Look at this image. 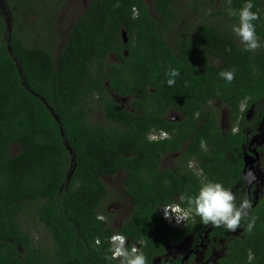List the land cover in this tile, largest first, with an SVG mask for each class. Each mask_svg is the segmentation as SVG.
Returning a JSON list of instances; mask_svg holds the SVG:
<instances>
[{
  "label": "trees",
  "instance_id": "1",
  "mask_svg": "<svg viewBox=\"0 0 264 264\" xmlns=\"http://www.w3.org/2000/svg\"><path fill=\"white\" fill-rule=\"evenodd\" d=\"M0 1V264H108L103 254L116 232L155 264L166 247L200 233L204 225L196 216L181 228L167 227L160 206L176 204L174 194L196 193L207 180L228 189L241 182L246 136L222 137L212 123L213 104L229 108L232 121L243 126L249 125L239 114L241 103L253 105L254 123L264 115V46L243 50L231 31L238 17L228 15L225 0H118V8L117 0H89L64 33L56 15L67 0L55 6L52 0ZM252 2L264 45V0ZM244 3L232 0L231 7ZM170 67L180 72L172 87ZM232 69L229 84L219 73ZM92 109L99 122L89 119ZM168 110L180 113L182 123L164 119ZM204 119L206 126L196 131ZM160 129L173 139L150 141ZM189 135L197 145L203 139L213 144L201 167L204 180L185 171L178 179L158 173L160 156L178 151ZM64 142L74 156L72 171ZM119 172L126 177L113 200L125 201L127 214L115 227L111 219L118 215L104 208L102 178ZM234 194L238 206L245 198ZM252 216L257 219L249 233ZM238 229L241 236L228 237L226 257L215 264H264V198ZM226 233L225 227L212 228L211 235L225 240ZM96 238L99 250L93 248Z\"/></svg>",
  "mask_w": 264,
  "mask_h": 264
},
{
  "label": "flooded vegetation",
  "instance_id": "2",
  "mask_svg": "<svg viewBox=\"0 0 264 264\" xmlns=\"http://www.w3.org/2000/svg\"><path fill=\"white\" fill-rule=\"evenodd\" d=\"M122 105L128 109L125 101H122ZM213 105L216 111H213L212 123H216L217 130H219L222 137L226 138L229 133L236 134L240 131L246 136L244 142L240 144L242 163V170L240 172L241 182L235 183L230 190L233 191V193L239 191L240 195L245 199H249L253 207H255L260 200L264 198V115L258 122L254 123L252 121L253 105L247 109L246 103H241L239 106V114H243L246 117L247 124L249 125L243 126L239 121H232L233 113L229 108L222 106L219 101H216ZM208 109V107H204L203 110ZM206 115L208 116L209 114L206 113ZM163 118L174 125H179L184 120V117L180 113L173 110H168ZM206 124V119L199 121L196 125V131L206 126ZM233 129H237V131L234 132ZM160 130H154L150 134L158 136ZM168 133L170 136L169 139L153 142L158 143L172 140L174 134ZM252 138H255V142L253 143ZM212 147L213 144H206L204 139L197 145L196 138L193 135H189L178 151H171L160 156L157 172L173 173L178 179L179 175L177 173L180 172V174H182L185 171L193 174L202 182L204 180V171H202L201 167L205 164V152H211ZM192 149H194L193 154L190 153ZM253 150H255L256 155L252 152ZM246 154H249L251 157H257L253 164V171L255 172L254 178H250L248 183L244 182L242 176L244 170L243 158ZM226 157L228 158V155ZM190 163L191 167L189 166ZM118 175L122 176L121 182L126 177L124 172H119L116 176ZM178 197V194L172 195V199L175 200L176 204L180 202ZM124 214H127V209L124 211ZM193 220V217L190 218L185 225L190 224ZM211 232L212 228L203 226L200 233L197 235H187L179 244L166 247V254L164 252L161 257L154 259L153 262L155 264H160L161 262H178V264H215L226 257L225 253L227 248L225 242L229 240L228 237H240L242 230L238 229L235 232L226 233L225 240H219L216 236H212Z\"/></svg>",
  "mask_w": 264,
  "mask_h": 264
},
{
  "label": "clouds",
  "instance_id": "3",
  "mask_svg": "<svg viewBox=\"0 0 264 264\" xmlns=\"http://www.w3.org/2000/svg\"><path fill=\"white\" fill-rule=\"evenodd\" d=\"M225 4L228 15L238 17V23L232 25L231 31L238 38L240 44L243 45V50L247 52L258 51L264 45L260 43L256 33L254 21L259 20L260 15L259 10H252L254 8L252 0H245L239 10L231 7L232 0H225ZM118 7H120V4L117 0L113 8ZM132 18H139V11L135 7L132 8ZM226 51H231V48H226ZM167 76L169 77L167 84L172 87L176 83V78L180 76V72L178 69L170 67ZM219 76L226 83L231 84L235 80V69L222 70ZM233 131L235 132L237 129H233ZM169 138V133L164 130H160L158 136L150 134L148 137L150 141ZM189 166L191 167V163ZM178 199L181 204L187 207H181V204H166L160 206V216L162 211L165 219L171 220L174 218L176 223H186L190 218L196 216L200 218V223L204 226L210 225L212 228L225 227L229 232H235L240 228L241 221L249 217L250 210L253 207L249 199L241 200L237 206L233 191L225 188L222 183L211 180L201 183L196 193H181ZM96 218L100 221L106 220L103 215H97ZM256 219V216L251 217L246 226L247 232H252ZM185 223L182 226H185ZM101 243V240L96 238L93 248L99 250ZM108 243L109 247L103 254V259L108 261V264H113V262H116V264H148L146 255L139 247L132 246L129 249L128 238L125 235L116 232L108 238Z\"/></svg>",
  "mask_w": 264,
  "mask_h": 264
},
{
  "label": "rangeland",
  "instance_id": "4",
  "mask_svg": "<svg viewBox=\"0 0 264 264\" xmlns=\"http://www.w3.org/2000/svg\"><path fill=\"white\" fill-rule=\"evenodd\" d=\"M43 1L46 2L48 0H43ZM52 1L54 2L53 5L55 6L56 4L57 5L61 4L65 0H52ZM88 1L89 0H67L65 2L62 8L58 10V13L56 15L57 16L56 18L58 19L56 22L57 23L56 25L58 29L60 28V33L65 32L70 20L76 19L83 12ZM145 2L146 4H149L150 0H145ZM0 3L2 4L1 1ZM188 26H189L188 24L185 25V27H188ZM186 33H188V29ZM89 119L91 120L92 123L99 122L101 120V115L98 111L92 109L89 112ZM15 153H16V149L15 148L11 149V155H14ZM121 179H122V176H119V175L114 176V177H103L102 178L107 188V193H108L107 199L105 200V203H104V208L111 215H114V214L118 215V218L115 217L111 219L115 227H118V225L121 223L122 220H124V217L126 216L124 214V211L127 208L125 201H122L121 199H117V198L115 199L117 200V202L113 200V198L115 197L114 194L116 193V191H120L121 189Z\"/></svg>",
  "mask_w": 264,
  "mask_h": 264
},
{
  "label": "water",
  "instance_id": "5",
  "mask_svg": "<svg viewBox=\"0 0 264 264\" xmlns=\"http://www.w3.org/2000/svg\"><path fill=\"white\" fill-rule=\"evenodd\" d=\"M122 40H123V43L125 44L126 43V38H125V33L123 32L122 33ZM42 102L46 105V107L49 109V111L51 112V114L54 116V119L56 121H58L57 117L54 115V113L51 111V109L48 107V105L42 100ZM60 132H61V135L63 134L62 133V130L60 129ZM255 142V138H252V143ZM64 145L66 147V149L69 151V153L72 155L71 157V162H72V167H71V171H72V168L75 167V164H74V156L70 150V148L68 147L67 143L64 142ZM255 155V150L252 151ZM257 157L254 156V157H251L249 154H246L245 157L243 158V162H244V170H243V180L244 182H249L250 181V178H254V175H255V172L253 171V164L254 162L256 161Z\"/></svg>",
  "mask_w": 264,
  "mask_h": 264
},
{
  "label": "built area",
  "instance_id": "6",
  "mask_svg": "<svg viewBox=\"0 0 264 264\" xmlns=\"http://www.w3.org/2000/svg\"><path fill=\"white\" fill-rule=\"evenodd\" d=\"M161 218L163 220V222L165 223L166 226L170 227V228H179L180 226H182L185 222H181V223H176L175 219H165L163 212L161 211Z\"/></svg>",
  "mask_w": 264,
  "mask_h": 264
}]
</instances>
